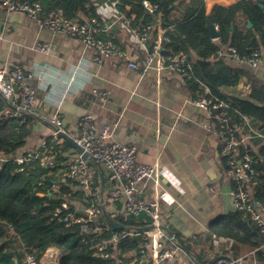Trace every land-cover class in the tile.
Listing matches in <instances>:
<instances>
[{
    "label": "crops",
    "instance_id": "crops-1",
    "mask_svg": "<svg viewBox=\"0 0 264 264\" xmlns=\"http://www.w3.org/2000/svg\"><path fill=\"white\" fill-rule=\"evenodd\" d=\"M112 1L92 0L91 5L95 9L94 16L99 18L105 29L100 36L113 37L122 54L104 55L100 62L93 59L94 48L82 39L53 33L40 27L26 14L8 11L0 5V66L20 65L39 71V76L32 80L38 97L30 122L32 132L20 147L36 148L50 138L52 127L47 117L56 110L63 116L69 132L74 133L77 120L89 111L94 112L93 89H101L107 94L106 101L113 102L116 109L112 113L98 115V120L106 119V122L116 124L115 137L135 146L138 162L164 169V173L147 179L144 184L146 199L157 201L156 213L172 232L170 234L164 229L171 238L168 242L178 246L174 259L164 264H209L222 253L246 255L251 249L245 244L220 237L209 229L212 219L236 211L231 195L235 182L228 174L227 158L222 152L215 119L208 117L194 103L196 96L189 89L185 77L163 66V54L157 53L150 69L142 71L145 54L153 50L154 44L164 52L167 50L162 10L158 8L152 12L155 14L151 20H146L144 14L136 22L137 14L130 12V4L115 6ZM187 1L179 0L171 6L172 20L185 14ZM236 1L204 0L208 14L216 4L230 5ZM80 15L83 19L86 17L83 13ZM138 23L153 25L149 42L141 40L132 31ZM218 39L215 40L218 42ZM43 44H48L47 51L40 50ZM262 46L264 44H260ZM221 58L244 70L236 85L223 87L226 94L247 95L252 86L264 85V54L258 66L232 55ZM129 61H136L139 65L133 68ZM245 85L250 86L249 90H243ZM1 101L5 109L8 104L0 94ZM248 118L264 135V126ZM246 127L244 121L239 128L243 144L257 151L264 136L252 134ZM74 148L73 144L65 147L64 160L60 164H67ZM65 166L59 167L60 181L64 184L67 183L62 173ZM90 177L94 181L92 194L96 201L102 197L109 183L92 164ZM70 188L67 199L73 205L80 207L93 200L91 194L86 196L79 185L70 184ZM37 194L45 195L41 191ZM107 211L110 215L120 214L122 206L118 202L109 206ZM151 219L149 213H143L137 221L138 227L151 225ZM138 227L130 232L138 243L121 252L122 264H157L150 254H142L145 230ZM10 250L13 264H25V259L19 257L21 247H10ZM262 256L260 260L264 264Z\"/></svg>",
    "mask_w": 264,
    "mask_h": 264
},
{
    "label": "built area",
    "instance_id": "built-area-1",
    "mask_svg": "<svg viewBox=\"0 0 264 264\" xmlns=\"http://www.w3.org/2000/svg\"><path fill=\"white\" fill-rule=\"evenodd\" d=\"M120 0H113L117 5ZM142 3L149 10L155 12L158 4H151L148 0ZM0 5L11 12H22L33 19L37 24L49 29L53 33L67 34L78 37L94 48L93 59L100 62L105 55L122 54L120 47L114 42L113 37H101L100 32L104 27L96 16L88 15L82 21L69 19L61 10H50L46 12L39 0H0ZM131 22V20H130ZM132 31L141 40L149 42L153 32L151 23H138ZM167 37H165V40ZM48 44L40 46V50L47 51ZM157 53L163 54V66L169 70L190 78L193 73L194 60L185 52H174L165 54L160 50L158 44L153 45V50L145 54L142 71L150 69ZM219 57L232 55L236 59L249 62L253 66L261 64L264 47L253 50L249 55L241 56L234 46L219 49ZM129 65L136 68V61H129ZM39 76L35 68L24 66H0V94L7 101V107L3 110L4 118H16L20 123L31 122V117L36 110L38 102L36 89L32 80ZM245 85L243 90H249ZM205 91L208 88L205 87ZM94 101H106L105 91L94 88ZM194 103L205 112L208 117L217 120V134L222 146V152L227 157L228 174L235 182L231 195L235 208L242 214V219L251 227L257 228L262 234L261 245L248 252L244 256L232 254H220L215 256L209 264H262L260 253L264 252V201L255 197L254 188L258 182L257 170L254 167V159L249 153L240 154L243 140L239 129L232 124V117L228 111V103L225 99L214 96H202L195 98ZM58 108V107H57ZM247 130L259 136H264L258 129L254 128L249 118L244 116ZM52 127L51 144L47 140L36 148L18 147L13 152L0 151V166L7 161L16 163V171H25L30 168L32 162H38L41 166L52 167L57 163L60 154H63L64 136L62 132L70 135L85 152L74 148L70 160L67 161L62 173L68 181L79 185L88 196L92 191L94 181L90 177V163L95 165L101 174L107 179L109 187L103 191L102 197L96 201H90L84 206H75L68 199H63L56 208L55 215L68 228H77L82 243L93 250L97 257L111 258L113 264H122V254L118 242L122 236L130 234L122 229L106 233V229L113 230L103 217L102 209L116 203L122 206L123 223L127 226L137 225L140 216L147 212L151 215L152 228L145 230V242L141 248L143 255L150 254L157 264H164L167 260H173L178 246L168 242L170 238L163 229L162 220L156 207L155 199H146L144 195V184L147 179L164 173V169L155 164L141 163L136 160V148L131 143L115 137V125L104 122L102 127L98 125V118L93 111H89L77 120L76 131L70 133L66 128V122L56 110L52 116L47 117ZM250 135V134H249ZM97 184H95L96 186ZM114 215V214H113ZM112 216V215H111ZM171 239V238H170ZM44 255L52 264H59L60 252L57 248H49ZM43 255V256H44ZM42 256V257H43ZM41 258H37L32 252H25V264H41ZM143 262L144 260L141 259Z\"/></svg>",
    "mask_w": 264,
    "mask_h": 264
},
{
    "label": "trees",
    "instance_id": "trees-1",
    "mask_svg": "<svg viewBox=\"0 0 264 264\" xmlns=\"http://www.w3.org/2000/svg\"><path fill=\"white\" fill-rule=\"evenodd\" d=\"M39 1L46 12L61 10L74 21L83 20L81 13L84 16L96 14L91 5L92 0ZM142 1L121 0L120 3L124 6L131 5L130 12L137 14L136 22L144 14L146 20H151L155 13L149 12ZM148 1L158 4V10H162V23L167 37V50L164 53L185 52L194 60L192 76L185 77V81L196 98L214 96L225 99L229 105L232 124L238 129L244 124V116L251 117L264 126V85L252 86L247 95L226 94L223 87L236 85L244 70L228 64L217 54L222 48L221 45L234 46L244 56L264 44V7L260 5L264 4V0H237L230 5L216 4L209 14L206 12L204 0H188L185 14L177 20H172L170 14L173 9L171 6L179 0ZM209 19L218 26V42L210 36L207 28ZM248 22L252 25L249 26ZM205 87L208 88L207 92ZM4 107L5 104L1 101L0 151L11 153L31 134L32 125L30 122L20 123L16 118H4ZM215 121L217 123L216 119ZM47 142L51 144V137ZM71 145L65 139L63 150ZM258 146L256 151L251 146L242 144L240 154L252 155L258 172L254 194L256 198L264 201V140ZM62 155H59L57 163L52 167L32 162L27 170L16 171V163L12 160L0 166V264H13L10 247H21V260L25 258V252H32L39 259L49 248L55 247L60 252L59 264H113L111 258L95 256L93 250L82 243L77 228H68L55 215L61 201L67 199V193L71 190L70 184H75L64 177L67 183L60 181L59 167L66 165L60 164L64 160ZM38 191L45 195H38ZM90 194L93 199L91 200L95 201L92 191ZM130 226L133 229L138 227ZM209 229L220 237H229L239 244H245L251 250L262 243L261 232L245 223L242 214L237 210L212 219ZM119 230L122 229H106V233ZM137 243L136 238L127 234L120 238L118 247L124 252L135 247ZM262 254L260 258L262 256L264 260V252Z\"/></svg>",
    "mask_w": 264,
    "mask_h": 264
},
{
    "label": "water",
    "instance_id": "water-1",
    "mask_svg": "<svg viewBox=\"0 0 264 264\" xmlns=\"http://www.w3.org/2000/svg\"><path fill=\"white\" fill-rule=\"evenodd\" d=\"M262 7H264V4L261 3L260 4ZM248 25L251 26V22H248ZM207 28L209 30L210 36L213 39L219 38L220 36V32L218 30V26L213 23L210 19L207 21ZM116 109V105L111 102V101H102L99 100L96 103V106L94 108V114L95 117L98 118V115H102L103 112L106 113H112L113 111H115ZM111 110V111H110ZM106 122V119H103L101 121L98 122L99 127H102L103 123ZM65 139H67L70 143H72L75 148L83 153V157L84 158H88V153L84 151V149L82 148V146H80L70 135H68L67 133L62 132L61 133ZM102 214L104 219L106 220L107 224L110 226V228L116 230V229H127V228H131L133 229L132 226H127L126 224H124L122 222L123 219V214H115V215H110L108 213V211L106 210V208L103 207L102 209ZM163 229H166L170 234H172L171 230L167 228V226L162 225ZM140 230H147L152 228V225L146 226V227H138Z\"/></svg>",
    "mask_w": 264,
    "mask_h": 264
},
{
    "label": "rangeland",
    "instance_id": "rangeland-1",
    "mask_svg": "<svg viewBox=\"0 0 264 264\" xmlns=\"http://www.w3.org/2000/svg\"><path fill=\"white\" fill-rule=\"evenodd\" d=\"M58 249V248H57ZM59 250V249H58ZM41 264H50L49 260L47 259V257L44 255L41 259ZM52 264H58L57 262H54Z\"/></svg>",
    "mask_w": 264,
    "mask_h": 264
}]
</instances>
